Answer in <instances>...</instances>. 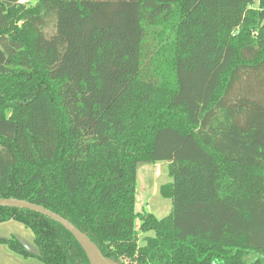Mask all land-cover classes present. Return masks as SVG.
<instances>
[{
  "label": "trees",
  "instance_id": "obj_1",
  "mask_svg": "<svg viewBox=\"0 0 264 264\" xmlns=\"http://www.w3.org/2000/svg\"><path fill=\"white\" fill-rule=\"evenodd\" d=\"M19 1L0 0V198L120 264H264V0ZM157 162L162 219L134 211L136 168ZM8 221L41 264H90L49 218Z\"/></svg>",
  "mask_w": 264,
  "mask_h": 264
},
{
  "label": "rangeland",
  "instance_id": "obj_2",
  "mask_svg": "<svg viewBox=\"0 0 264 264\" xmlns=\"http://www.w3.org/2000/svg\"><path fill=\"white\" fill-rule=\"evenodd\" d=\"M257 4L258 0H254L252 7L256 8ZM36 24L44 36H49L53 32L52 20L43 23L38 21ZM170 182L167 162L139 164L136 168L134 211L140 215L152 214L157 219L166 217L171 212V201L161 197L160 189ZM139 225L140 222L137 220L136 227ZM144 236L139 233L140 244ZM11 238L18 240L32 256L22 257L12 252L7 245H0V264H41L34 257L39 251L34 244L31 231L14 221L0 223V239Z\"/></svg>",
  "mask_w": 264,
  "mask_h": 264
},
{
  "label": "water",
  "instance_id": "obj_3",
  "mask_svg": "<svg viewBox=\"0 0 264 264\" xmlns=\"http://www.w3.org/2000/svg\"><path fill=\"white\" fill-rule=\"evenodd\" d=\"M0 207L29 210L31 212H35L42 216H45L50 220L58 223L68 233H70L72 237L80 244V246L86 252L90 264H120L118 262H114L108 258L103 257L99 249L95 246V244L88 238L85 233L79 231L69 221L43 208L42 206H38L27 201L17 200L13 198H0Z\"/></svg>",
  "mask_w": 264,
  "mask_h": 264
},
{
  "label": "built area",
  "instance_id": "obj_4",
  "mask_svg": "<svg viewBox=\"0 0 264 264\" xmlns=\"http://www.w3.org/2000/svg\"><path fill=\"white\" fill-rule=\"evenodd\" d=\"M32 1H33V0H20L18 4H19V5H24V6H25V5H27V4L32 3Z\"/></svg>",
  "mask_w": 264,
  "mask_h": 264
}]
</instances>
